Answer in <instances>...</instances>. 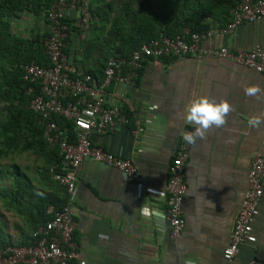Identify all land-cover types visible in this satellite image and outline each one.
Listing matches in <instances>:
<instances>
[{
  "label": "crops",
  "instance_id": "0c3cea01",
  "mask_svg": "<svg viewBox=\"0 0 264 264\" xmlns=\"http://www.w3.org/2000/svg\"><path fill=\"white\" fill-rule=\"evenodd\" d=\"M37 24L28 18L17 28L30 30ZM258 46H264V17L241 25L232 36L215 35L201 44L203 49L234 52ZM253 84L264 88V75L215 55H188L147 60L134 86L107 87L109 105L121 111L126 107L136 118L127 125L116 123L103 135L92 134L91 140L129 159L143 181L127 182L118 171L91 160L75 169L72 209L78 264H224L222 252L247 190L251 161L264 153V125L256 129L247 123L253 115L264 116V98L245 96L244 87ZM202 95L227 100L234 111L224 127L210 128L205 139L191 144L184 172L185 225L173 239L169 223L161 218L166 214L169 166L181 133L194 131L184 121L185 106ZM258 207L251 224L256 242L241 245L232 264L252 259L264 264V191Z\"/></svg>",
  "mask_w": 264,
  "mask_h": 264
},
{
  "label": "built area",
  "instance_id": "2783aa9c",
  "mask_svg": "<svg viewBox=\"0 0 264 264\" xmlns=\"http://www.w3.org/2000/svg\"><path fill=\"white\" fill-rule=\"evenodd\" d=\"M91 0H52L46 14L47 33L43 38L47 65L34 62L22 66L23 79L38 86L39 93L29 87V109L39 115L44 127L43 137L50 146L59 149L66 171L55 174V181L67 195L66 203L53 212L50 221L32 234L28 246L6 245L0 247V264H78L74 241L73 196L76 183L75 169L84 161L91 160L105 169H114L127 181L141 184L139 169L129 160L104 151L91 140V135H103L116 123L125 125L128 118L119 106L109 105L106 89L111 84L134 86L147 60L167 57L215 55L219 59L252 69L264 75V46L248 52H234L226 47L203 49L201 44L212 41L215 35L229 37L243 24L259 21L264 17V0H239L230 9L224 27L200 33L184 30L174 37H159L142 44L129 57H114L103 68L102 79L96 81L85 74L71 77L68 57L65 54L68 27L62 22L65 13L74 15L77 37L82 40L89 31ZM62 118L73 125L74 140L66 128L50 121ZM184 132H193L185 129ZM179 137L172 163L169 166V181L165 187V221L170 226V236L179 238L184 228L182 203L186 194L184 183L185 163L191 144ZM264 191V153L253 157L247 177V190L238 210L229 244L222 252L224 264H232L243 244H252L256 238L251 233V224L259 214V201ZM249 264H257L252 259Z\"/></svg>",
  "mask_w": 264,
  "mask_h": 264
},
{
  "label": "trees",
  "instance_id": "16d2710c",
  "mask_svg": "<svg viewBox=\"0 0 264 264\" xmlns=\"http://www.w3.org/2000/svg\"><path fill=\"white\" fill-rule=\"evenodd\" d=\"M238 1L91 0V24L82 40L77 37L74 15L65 13L62 20L68 27L65 54L72 69L70 75L88 74L100 81L109 59L129 57L151 39L174 37L186 29L200 33L224 27L230 9ZM51 3L52 0H0V159L27 153L39 164L30 175L17 164L7 172L0 167V204L20 221L15 225L18 236L13 241L0 216V247L28 246L37 228L50 221L53 212L67 201L64 188L53 177L66 171L62 155L57 147L45 142L40 117L29 109L28 89L32 87L34 95L39 89L23 79L22 70L31 62L48 64L43 38ZM27 17L38 27L27 30L24 36L14 27ZM122 113L129 123L136 118L126 107ZM50 121L66 128L74 140L71 122L58 117ZM6 178L7 184L2 183Z\"/></svg>",
  "mask_w": 264,
  "mask_h": 264
},
{
  "label": "clouds",
  "instance_id": "9594fccd",
  "mask_svg": "<svg viewBox=\"0 0 264 264\" xmlns=\"http://www.w3.org/2000/svg\"><path fill=\"white\" fill-rule=\"evenodd\" d=\"M244 93L246 97L256 100L264 98V88L256 84L245 86ZM233 111L232 104L224 99L216 101L214 98L204 95L192 99L185 106L184 121L195 127L193 132L182 133L183 140L189 144H195L198 138L205 139L210 128L224 127ZM247 123L250 128L260 129L264 125V116L253 115Z\"/></svg>",
  "mask_w": 264,
  "mask_h": 264
},
{
  "label": "rangeland",
  "instance_id": "374dc122",
  "mask_svg": "<svg viewBox=\"0 0 264 264\" xmlns=\"http://www.w3.org/2000/svg\"><path fill=\"white\" fill-rule=\"evenodd\" d=\"M27 22H28V18H24L23 20H21V25H25V23H27ZM14 26H15V23L13 24L12 27H14ZM21 27H22L21 29L19 27L17 28V29H19L18 32L19 33L20 32H26L27 33L28 29H25L23 26H21ZM14 29H15V27H14ZM23 35H25V34H23ZM12 164H17L18 167L22 171L26 172L29 175L35 170V168H37L39 166L38 162H36L34 160L33 156H31L30 154H27V153L9 155L7 158L0 159V167H1V170L3 172H7L8 170H10L9 167ZM1 180H4V179L1 178ZM7 182H8V180L6 178L5 182H2V183L7 184ZM0 216H1V221H2L3 225L6 226V230H7L8 235L11 237V239L13 241H15L17 236H18L15 225L20 224L19 219L13 217L12 214L5 212L3 210L1 204H0Z\"/></svg>",
  "mask_w": 264,
  "mask_h": 264
}]
</instances>
